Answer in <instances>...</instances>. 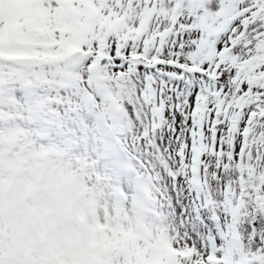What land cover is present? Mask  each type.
<instances>
[{
	"label": "snow or ice",
	"instance_id": "1",
	"mask_svg": "<svg viewBox=\"0 0 264 264\" xmlns=\"http://www.w3.org/2000/svg\"><path fill=\"white\" fill-rule=\"evenodd\" d=\"M55 44L95 69L196 264H264V0H45ZM14 88L0 96L15 102Z\"/></svg>",
	"mask_w": 264,
	"mask_h": 264
},
{
	"label": "rangeland",
	"instance_id": "2",
	"mask_svg": "<svg viewBox=\"0 0 264 264\" xmlns=\"http://www.w3.org/2000/svg\"><path fill=\"white\" fill-rule=\"evenodd\" d=\"M44 3L0 0V264H196L164 161L110 92L95 101L78 48L39 35Z\"/></svg>",
	"mask_w": 264,
	"mask_h": 264
}]
</instances>
